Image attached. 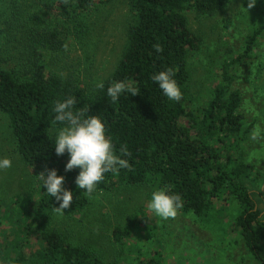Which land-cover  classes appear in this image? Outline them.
Returning <instances> with one entry per match:
<instances>
[{
    "label": "trees",
    "instance_id": "1",
    "mask_svg": "<svg viewBox=\"0 0 264 264\" xmlns=\"http://www.w3.org/2000/svg\"><path fill=\"white\" fill-rule=\"evenodd\" d=\"M38 2L40 9L22 16L11 9L5 15L0 5V111L8 117L14 150L24 163L36 175L55 168L73 200L67 209L57 210L58 202L43 192L36 175L31 197L0 198V262L105 264L90 249L47 227L55 213L79 212L88 201L74 183L78 169L65 171L68 154L57 156L48 135L61 126L53 121L55 103L72 97L77 102L73 111L87 109L99 116L115 150L129 153V167L105 173L97 187L111 191L127 185L166 187L181 197L179 210L205 219L219 199L233 202L239 208L233 223L253 257L264 264V210L249 190L254 167L245 160L242 147L249 129L241 110L242 94L233 86V66L244 63L255 48L264 14L246 35L244 49L219 63V79L198 113L187 105L188 61L199 49L200 36L190 29L185 12L211 15L228 0H128L131 19L124 46L113 71L102 80L103 89H90L48 67L49 57L67 47L69 37L77 42L85 38L90 26L84 18L94 0ZM165 68L172 69L181 89L179 101L167 99L151 79ZM113 81L138 92H122L113 101L106 94ZM126 232L115 228V239ZM139 264L162 263L148 257Z\"/></svg>",
    "mask_w": 264,
    "mask_h": 264
},
{
    "label": "rangeland",
    "instance_id": "2",
    "mask_svg": "<svg viewBox=\"0 0 264 264\" xmlns=\"http://www.w3.org/2000/svg\"><path fill=\"white\" fill-rule=\"evenodd\" d=\"M94 4L84 18L90 26L85 38L77 42L69 37L70 44L48 60L51 70L90 89L113 71L131 19L128 0H94ZM0 5L5 15L11 9L22 16L40 9L41 4L38 0H0ZM185 14L190 29L200 36L199 49L188 61L187 103L199 113L219 79V63L231 53L241 52L246 35L259 24L264 0H255L251 8L248 0H228L211 15L192 10ZM233 72V86L242 94L241 110L249 129L242 142L245 160L254 167L249 190L258 208L264 210V29L250 56L233 66ZM254 131L260 133L255 140ZM14 149L8 117L0 111V157L12 161L10 168L0 170V198L6 201L31 197L36 188V173ZM153 191L141 185L112 191L97 187L86 193L88 201L79 212L55 213L47 227L62 232L72 244L90 249L105 264H139L148 257H156L162 264H259L233 223L239 211L233 202L216 201L208 219L182 210L174 218L162 219L147 207ZM115 228L127 232L115 239Z\"/></svg>",
    "mask_w": 264,
    "mask_h": 264
},
{
    "label": "clouds",
    "instance_id": "3",
    "mask_svg": "<svg viewBox=\"0 0 264 264\" xmlns=\"http://www.w3.org/2000/svg\"><path fill=\"white\" fill-rule=\"evenodd\" d=\"M255 0H248V7L251 8ZM159 51L158 45L155 46ZM152 81L156 82L163 95L171 101H179L182 92L173 78L171 68H165L155 72L151 76ZM97 89L105 87L103 81L94 84ZM136 94L138 90L122 81H113L106 89V94L113 101L119 98L122 92ZM76 100L68 97L62 101L58 100L53 108L55 113L53 121L61 126L54 128L48 135L54 145L57 156L68 154V159L64 165L65 171L74 168L78 173L74 178L77 188L85 193L91 194L97 188V184L104 180V174L116 173L120 169L129 167L126 158L129 153L120 149L119 153L115 150L111 138L106 135L105 125L101 118L96 114L90 115L87 109L73 111ZM260 135L258 131L252 133L255 140ZM12 161L8 157H0V170L10 168ZM40 180V187L49 197L58 202L57 210L67 209L73 200V192L64 187V176L58 175L55 168L46 169L36 175ZM147 207L156 216L162 219L174 218L177 211L183 207L181 197L172 194L166 187L154 190L148 201Z\"/></svg>",
    "mask_w": 264,
    "mask_h": 264
}]
</instances>
